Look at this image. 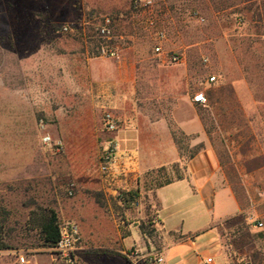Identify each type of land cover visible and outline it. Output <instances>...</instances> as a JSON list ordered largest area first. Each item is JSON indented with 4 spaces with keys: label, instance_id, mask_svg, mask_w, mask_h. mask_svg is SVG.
<instances>
[{
    "label": "rangeland",
    "instance_id": "rangeland-1",
    "mask_svg": "<svg viewBox=\"0 0 264 264\" xmlns=\"http://www.w3.org/2000/svg\"><path fill=\"white\" fill-rule=\"evenodd\" d=\"M153 1L150 12L135 10L134 0H0V203L11 212L9 226L14 232L10 243L15 248L0 251V264H21L20 256L26 261L35 256L39 264H49L50 252L42 247L38 232L26 226L30 212L37 207L56 211L57 194L64 202L76 197L68 196V183L98 175L92 115L88 109L69 110L75 72L64 61L68 53L84 48L85 41L59 30L82 26L76 32L85 31L92 38L89 47L97 50L102 41L95 28L105 17L115 20L113 43L120 59L98 57L114 63L122 59L120 47L129 42L125 37L129 31L142 38L144 48L153 49L154 42L141 22L150 16L157 18L167 32L164 49L183 54L185 61L138 74L137 109L143 117H155L158 111H170L158 101L163 93L187 90L192 98L205 94L208 104L200 107L199 114L207 141L241 201L250 205L248 190L253 204H259L258 218L252 224H264V23L257 15L263 8L242 5L217 11L213 4L218 0H206L207 6L199 0V9L192 11L190 0ZM243 34L247 37L241 39ZM117 35L123 38L117 40ZM235 59L247 85L239 80ZM210 76L217 80L210 82ZM50 97L61 98L69 110L65 141L52 134L57 122L45 113ZM47 136L53 141L51 146L44 144ZM192 141L183 149L186 157L192 148L204 145H192ZM56 142L62 144L60 152L54 147ZM243 232V236L223 233L225 264H247L254 252H259V264H264V226H245ZM201 251L208 257L218 254L219 248L210 242ZM184 252L176 253L183 256ZM190 256L197 257L194 252ZM221 261L219 255L217 263Z\"/></svg>",
    "mask_w": 264,
    "mask_h": 264
},
{
    "label": "crops",
    "instance_id": "crops-1",
    "mask_svg": "<svg viewBox=\"0 0 264 264\" xmlns=\"http://www.w3.org/2000/svg\"><path fill=\"white\" fill-rule=\"evenodd\" d=\"M129 33L125 36L129 42L120 47L122 59L115 63L95 56L96 49L89 47L90 39L84 33H69L83 39L86 46L68 53L64 61L70 65V71L75 72V88L71 92L73 105L69 110L88 109L92 115L97 164L99 147L105 136L102 131L104 110L110 109L121 120L115 169L126 175L128 194L139 195L140 208L126 207L115 192L107 193L98 171L96 176L76 179V197L70 201H61L57 194L59 187L54 189L59 221L63 219L79 227L81 242L74 253L79 264H148L145 256L152 253L163 257L162 264H202L208 257L216 264L219 255L222 257L220 264H225L223 233L231 231L230 226H256L252 223L258 218L256 208L259 204H253L248 190L250 205L241 201L230 184L218 154L207 141L199 114L201 106L193 101L187 90L181 94L170 91L160 95L158 101L170 111H158L155 117L141 116L136 107L138 74L148 68L162 67L167 62L154 53V47L144 48L140 42L142 38ZM122 38V35L115 37ZM226 49L233 53L230 44H226ZM235 63L240 82L246 84L237 59ZM211 77L216 76L209 79ZM47 103L46 116L57 122L52 134L65 141L64 121L69 110L61 98L50 97ZM172 125L192 137V145L204 143V149L186 162L185 179L145 192L142 179L147 172L181 161ZM79 133L81 136L82 131ZM210 242L217 245L219 253L208 257L201 255V250ZM178 250L186 252L180 256L176 253ZM45 251L50 252L51 262L52 249ZM190 252L197 257H188ZM25 262L39 264L35 256Z\"/></svg>",
    "mask_w": 264,
    "mask_h": 264
},
{
    "label": "built area",
    "instance_id": "built-area-1",
    "mask_svg": "<svg viewBox=\"0 0 264 264\" xmlns=\"http://www.w3.org/2000/svg\"><path fill=\"white\" fill-rule=\"evenodd\" d=\"M155 3L153 0H134L133 8L144 9L151 12ZM159 21L155 17H149L143 22V29L148 32L154 42V53L162 57L165 62L170 64H183L185 57L183 54H176L173 52H167L164 49V43L167 41V32L159 26ZM115 20L112 17L103 18L101 24L96 26V36L102 41L101 45L97 49L99 57H108L114 60L120 59L118 49L113 44V27ZM82 26L72 27L63 26L60 31L63 33L76 32ZM84 34L87 37L86 32ZM87 39H92L87 37ZM207 62L208 60H204ZM210 82H215L216 77H211ZM193 101L200 106H207L208 100L203 93H197L193 97ZM121 120L110 110L105 109L102 117V131L105 136L102 138L99 147L98 156V171L103 183V186L107 193L115 192L116 196H120L121 193H128L126 175L124 173H118L115 169V164L119 154V141L117 138V132L121 129ZM44 144L51 146L53 144L52 139L47 136L44 138ZM54 147L60 152L63 147L61 142H56ZM67 194L69 197H73L76 192V184L70 182L67 185ZM140 200L136 196H132L130 206L135 209L140 208ZM158 221L155 220V223ZM256 227L263 228L262 222H256ZM81 242L80 230L77 224L72 222H63L60 224V238L56 246L52 249V259L50 264H79L78 260L74 256V253ZM21 264H26L24 256H20ZM145 260L148 264H162L164 262L163 257L160 254L152 253L145 256ZM202 264H214V260L208 257L202 261Z\"/></svg>",
    "mask_w": 264,
    "mask_h": 264
},
{
    "label": "trees",
    "instance_id": "trees-1",
    "mask_svg": "<svg viewBox=\"0 0 264 264\" xmlns=\"http://www.w3.org/2000/svg\"><path fill=\"white\" fill-rule=\"evenodd\" d=\"M199 0H190V8L192 11L199 9ZM202 3L207 6L206 0H201ZM218 3H214L213 6L217 11H225L228 9H238L240 6L252 7L253 5L257 6V9L263 8V13L258 14V21L264 23V0H218ZM262 4V5H261ZM173 9L177 7L176 3L171 5ZM261 8V9H262ZM242 11V10H239ZM238 11V12H239ZM95 56H99V52L96 50ZM212 98L213 95L209 94ZM201 117V116H200ZM202 121L203 117H202ZM205 125V124H204ZM172 135L176 145L178 146L181 161L175 163L171 166H164L150 172H147L142 179V188L145 192L155 191L167 185H170L176 181H180L186 178L187 164L184 163L186 160L190 161L193 159L202 149L204 145L200 144L189 151V155L186 157L183 154V149L186 148V142H189L190 139H193L190 136L185 135L181 130L177 129L172 125ZM132 196L139 198L137 194H128L121 193L119 199L122 204L126 207H130ZM11 218V212L0 203V251L15 249L10 243L11 236L14 232V229L9 226ZM26 226L30 230H36L38 232L39 238L42 240V247L46 249H53L59 241L60 238V221L58 218L57 212L52 208H43L37 207L35 210H32L29 214V219L26 222ZM231 231L234 235L242 234L245 235L244 231L245 226H230ZM145 232V231H144ZM236 248H240L239 245ZM262 262L259 252L252 253V256L249 257L247 264H259Z\"/></svg>",
    "mask_w": 264,
    "mask_h": 264
}]
</instances>
